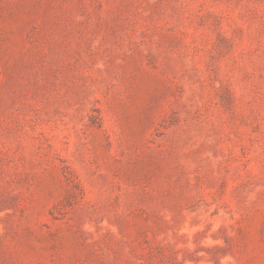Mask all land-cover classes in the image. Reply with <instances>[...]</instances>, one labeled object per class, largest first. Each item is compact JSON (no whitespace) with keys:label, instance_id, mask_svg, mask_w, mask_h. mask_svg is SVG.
<instances>
[{"label":"rangeland","instance_id":"1","mask_svg":"<svg viewBox=\"0 0 264 264\" xmlns=\"http://www.w3.org/2000/svg\"><path fill=\"white\" fill-rule=\"evenodd\" d=\"M0 264H264V0H0Z\"/></svg>","mask_w":264,"mask_h":264}]
</instances>
